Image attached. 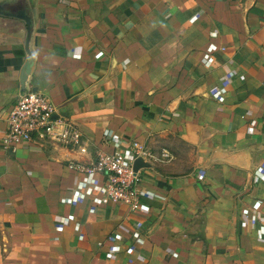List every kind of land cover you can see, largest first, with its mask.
Masks as SVG:
<instances>
[{
    "label": "crops",
    "instance_id": "1",
    "mask_svg": "<svg viewBox=\"0 0 264 264\" xmlns=\"http://www.w3.org/2000/svg\"><path fill=\"white\" fill-rule=\"evenodd\" d=\"M26 64L76 143L2 145ZM105 130L144 210L63 205ZM0 264H264V0H0Z\"/></svg>",
    "mask_w": 264,
    "mask_h": 264
},
{
    "label": "built area",
    "instance_id": "2",
    "mask_svg": "<svg viewBox=\"0 0 264 264\" xmlns=\"http://www.w3.org/2000/svg\"><path fill=\"white\" fill-rule=\"evenodd\" d=\"M211 52L204 55L205 67H209L213 62L214 55ZM223 92L222 88L216 91L218 100H222ZM55 114L52 103L44 95L32 91L29 87L26 92L16 96L14 103L7 110L5 118L7 130L2 145L13 148L35 139L53 140L64 146L76 143L79 131L75 124ZM103 139L114 146L115 151L109 155H99L94 160L70 164V168L79 174L81 189L63 205L76 206L89 199L92 204L90 212H94L96 207L108 204H124L132 211L144 210L146 207L141 204L140 196L150 193L143 190L139 171L134 172L133 163L137 158L149 162L150 153L136 142L128 143L123 149L118 148L119 144L124 143L110 130L103 132ZM80 152L84 153L85 150L81 149ZM256 174L261 176L258 172ZM69 223L79 225L73 216L68 215L62 218L57 229L61 230ZM107 239L114 241L111 237ZM131 240L140 242L137 236H132Z\"/></svg>",
    "mask_w": 264,
    "mask_h": 264
},
{
    "label": "water",
    "instance_id": "3",
    "mask_svg": "<svg viewBox=\"0 0 264 264\" xmlns=\"http://www.w3.org/2000/svg\"><path fill=\"white\" fill-rule=\"evenodd\" d=\"M26 68H27V64L23 68V70L21 72V76H20V84H21V92L20 93L26 92L29 89L27 84H26L27 77H28L27 76L28 73L26 71ZM32 91H36V90L32 89ZM149 167H150L149 164L147 162H145L142 158H137L133 163V170L135 173L141 169H146Z\"/></svg>",
    "mask_w": 264,
    "mask_h": 264
},
{
    "label": "rangeland",
    "instance_id": "4",
    "mask_svg": "<svg viewBox=\"0 0 264 264\" xmlns=\"http://www.w3.org/2000/svg\"><path fill=\"white\" fill-rule=\"evenodd\" d=\"M178 147H179L181 152H184L187 150V148L183 144H178Z\"/></svg>",
    "mask_w": 264,
    "mask_h": 264
}]
</instances>
